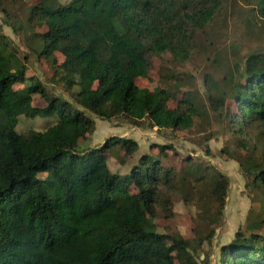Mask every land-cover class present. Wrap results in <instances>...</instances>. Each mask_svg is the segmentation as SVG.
Returning a JSON list of instances; mask_svg holds the SVG:
<instances>
[{
  "label": "trees",
  "instance_id": "obj_1",
  "mask_svg": "<svg viewBox=\"0 0 264 264\" xmlns=\"http://www.w3.org/2000/svg\"><path fill=\"white\" fill-rule=\"evenodd\" d=\"M243 2L264 21V0ZM4 3L0 12L9 17ZM223 5L224 0H37L25 21L32 27L31 50L62 72L80 109L27 78V56L20 57L0 32V264H198V249L215 235L213 229L203 234L202 222L207 215L210 223L222 216L229 179L189 158L194 182L179 180L184 194L192 198L198 187L211 184L205 198L199 195L194 239L154 232L158 206L172 216V202L164 196L175 190L172 170L143 154L121 174L110 167V153L121 150L132 158L135 141L112 136L86 149L80 142L95 128L86 112L137 127L190 130L199 112L192 96L180 99V83L149 90L136 80L147 77L153 55L188 58L194 34ZM56 53L63 57L59 64ZM204 82L213 111L239 139L244 155L238 163L251 166L252 184L261 192L258 220L220 248L219 264H264V54H250L242 70L227 72L221 82ZM37 93L45 107L32 105ZM55 115L57 122L44 131H16L21 116ZM159 149L165 154L167 147ZM210 202L216 203L213 214L204 207Z\"/></svg>",
  "mask_w": 264,
  "mask_h": 264
},
{
  "label": "rangeland",
  "instance_id": "obj_2",
  "mask_svg": "<svg viewBox=\"0 0 264 264\" xmlns=\"http://www.w3.org/2000/svg\"><path fill=\"white\" fill-rule=\"evenodd\" d=\"M69 0H57L66 3ZM37 0H5L4 8L9 17L0 12V32L8 36L20 57L27 56L26 76L33 77L42 85L44 90L53 96H59L70 103L73 108L80 109L74 98V90H67L62 82V72L55 71L56 67L44 58H38L31 50L34 47L29 36L31 25L25 23L29 15V7ZM252 7L246 6L243 0H224L222 10L212 23L203 31H197L190 42L189 56L186 59H174L170 53L153 55L146 78H138L139 87L154 90L169 88L175 82L181 84L179 95L189 94L193 97L199 116L194 118L190 130L174 131L170 128L157 129L145 126H134L121 119L102 120L86 112L94 120V131L80 142V149L99 147L112 136L130 139L138 144V150L132 158L122 156L119 150L110 153V167L121 174L129 171L132 163H136L140 155L148 154L159 158L164 167L172 170L174 191H164V196L172 202L171 217L165 207L156 208L157 217L153 220L151 230L170 235H182L194 239L193 229L200 206L199 195L206 197L211 189L210 182L198 187L199 194L190 198L185 192L184 185L179 180H192L189 158L200 165L201 170L218 171L229 179L227 196L222 216L217 221L209 222L212 215L202 222L203 234L213 229L215 235L211 244L204 243L197 253L198 264H219L220 248L234 239L238 231L248 233L247 228L258 220L261 208V192L252 184L250 165L243 161L244 155L239 147V139L227 130L226 123L213 111L206 95V77L221 82L227 72L236 73L242 70L245 59L252 53L264 54V21L260 20ZM11 25L15 27V33ZM42 29H36L41 31ZM57 63L63 57L56 53ZM30 81L27 82V84ZM23 85L16 84L15 89ZM73 92V93H72ZM32 105L45 107L46 102L40 94H32ZM171 106H174L171 103ZM58 117L29 119L21 116L16 131L25 134L29 130L44 131L55 124ZM167 147L166 153L160 152V147ZM261 155V151L256 156ZM204 202V201H202ZM201 202V203H202ZM204 207L215 213L216 203H206ZM170 210V208H169ZM175 264H178L177 262Z\"/></svg>",
  "mask_w": 264,
  "mask_h": 264
}]
</instances>
